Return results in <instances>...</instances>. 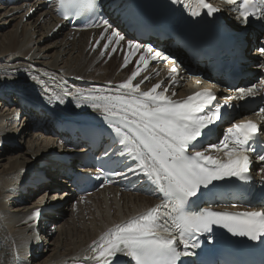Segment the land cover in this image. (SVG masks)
Segmentation results:
<instances>
[{
	"label": "snow or ice",
	"instance_id": "obj_1",
	"mask_svg": "<svg viewBox=\"0 0 264 264\" xmlns=\"http://www.w3.org/2000/svg\"><path fill=\"white\" fill-rule=\"evenodd\" d=\"M171 2L181 4L191 17H213L222 10L209 0ZM224 3L237 13L238 26L247 27L252 19L264 22V0H224ZM57 9L69 22L76 17H97V21L88 26L103 27L101 39L107 42L102 45L101 56L116 53L118 49L122 51L121 42H126L128 51L123 58V67H126L136 53H141L135 69L114 86V92L109 81L108 89L87 92L77 89L67 95L100 112L121 146L119 155L135 164V168L128 171L143 174L163 197L154 207L109 227L92 242L85 264L87 260L94 264H120L121 256L132 264H185L183 258L195 256V250L201 247L194 237L211 234L214 226L223 227L233 236L264 242V210L232 213L208 207L193 208V198L204 195L202 190L211 191L216 182L235 179L249 183L253 180L252 157L255 155L264 165V151L258 152L256 148L258 143H264L260 125L254 120L233 122L220 142L209 144L204 151L189 150L195 149L203 137L212 133V126L227 119L230 113L225 114L223 110L235 107L233 100L255 98L261 89L255 84L239 87L235 95L226 97L223 102L217 99L212 88L202 89L184 99H174L176 92L169 94L171 85L162 87L163 81L143 90L141 84L150 76H141L142 72L148 69L151 61L162 58V53L154 51L150 45L126 40L107 19L98 16L99 0H58ZM96 46L100 47L99 41ZM256 51L264 58V40ZM172 63L175 65L174 59ZM260 67L264 69V64ZM177 73L174 66L169 73L171 84L177 82ZM137 77L141 79L137 81ZM39 83L43 85L44 81L39 80ZM51 98L64 103L59 95L53 94ZM258 115L264 119V107L259 109ZM258 171L264 183V166ZM99 175H104L103 170ZM105 182L112 183L111 180ZM41 211L34 209L29 219L39 218Z\"/></svg>",
	"mask_w": 264,
	"mask_h": 264
},
{
	"label": "bare ground",
	"instance_id": "obj_2",
	"mask_svg": "<svg viewBox=\"0 0 264 264\" xmlns=\"http://www.w3.org/2000/svg\"><path fill=\"white\" fill-rule=\"evenodd\" d=\"M28 3L30 6L24 9ZM35 4V0H24L8 10H3L0 6V75L7 71L18 87H26L30 82L33 89L47 86L45 91L48 95L52 92L49 84H56L55 80L50 79V73L59 75L62 72L113 82L125 77L129 69L119 71V58L114 56L108 62L100 61L99 52L87 48L89 32H82L70 42L64 34L42 41L55 26L57 19L38 24L40 16L47 12L46 9L38 17L25 22L23 16ZM19 10H23L22 14ZM21 56L24 57L23 60ZM37 63L41 66L36 67ZM39 69L43 71L37 73ZM33 76L37 77V82L32 79ZM39 80H43L44 84L41 85ZM24 120L14 119L8 107L0 105V264H60L85 253L88 242L112 223L139 213L157 201L153 197L132 194H123L118 198L117 193L111 190L109 194L100 192L86 213L73 215L68 207V199L60 197L62 191L58 192L64 185L57 179L60 168L48 170L53 185L46 184L36 190L28 187L27 175L23 171L33 169L48 151L62 150L63 147L57 141L46 137L43 132L29 133L31 128L28 125L20 128L19 123ZM15 132L20 133V143L24 142L23 146L26 144L27 148L9 156L19 148L6 144L8 135H15ZM11 139H15L14 136ZM43 187L51 194L38 197ZM25 190H28L27 193ZM43 191L47 193L46 190ZM22 199L24 202L19 203ZM45 201L46 204L65 201L58 213L50 217L52 224H58L57 232L52 237L44 234L47 226H41L38 234L31 219L25 216L30 207ZM61 212H65V215L58 221ZM87 215L90 218L88 220ZM40 244L47 249L40 251ZM38 255V258H34Z\"/></svg>",
	"mask_w": 264,
	"mask_h": 264
},
{
	"label": "rangeland",
	"instance_id": "obj_3",
	"mask_svg": "<svg viewBox=\"0 0 264 264\" xmlns=\"http://www.w3.org/2000/svg\"><path fill=\"white\" fill-rule=\"evenodd\" d=\"M15 128H16V126L13 127V129H15ZM26 148H27V145H26V144H25V146L22 147V149H21V148H20V149L16 148L15 152H12L9 156H11V155H15V154L18 153V152L24 151V150H26ZM16 156H17V155H16ZM4 163H6V162H4ZM44 194H45V192H44ZM41 195H42V194H41Z\"/></svg>",
	"mask_w": 264,
	"mask_h": 264
}]
</instances>
